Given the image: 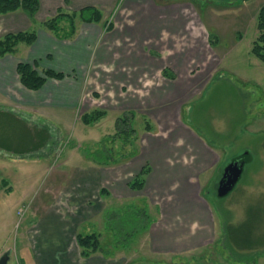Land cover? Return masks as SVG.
<instances>
[{
  "label": "rangeland",
  "instance_id": "obj_1",
  "mask_svg": "<svg viewBox=\"0 0 264 264\" xmlns=\"http://www.w3.org/2000/svg\"><path fill=\"white\" fill-rule=\"evenodd\" d=\"M110 2L108 0L104 4V17L116 23L121 31H134L143 16L150 18L153 15L160 20L159 31L148 34L143 44L138 45V50L134 41L138 34L121 32V36L111 35L112 40L106 42L108 47L114 49L115 59L122 53L149 50L160 58L161 68L165 65L171 67L168 69H172V73H176L175 82L165 79L160 72L150 77L153 84L150 87L161 84L168 95L163 104L161 101L147 108L152 114L159 109L170 111L169 122L161 124L162 132H168L174 125L172 122L180 120L207 144L226 149L224 154L219 150L222 155L220 164L212 167L204 176H199L208 211L214 214V220L219 226L213 244L181 256L159 255L156 257L160 259H145L147 261L141 264H264V61L252 53L253 42L259 34L258 14L264 6V0H236L234 3L228 0L214 3L209 0H121L116 7L110 6ZM46 17L51 16L40 14L41 19ZM30 31L38 32L37 25ZM103 42L101 40V46ZM22 45L20 53L26 56L24 51L27 48ZM120 49L121 54L118 51ZM115 59L108 63L110 67L116 65ZM93 62L87 72L83 94L84 100L90 102L89 110L85 112L82 106L47 108L44 116L34 119L25 109L0 103V181L6 177L15 186L9 195L4 189L0 190V256L7 247L11 248L13 253L8 264H30L23 246L26 244L28 247V230L37 224L33 212L47 201L45 192L57 184V180L60 183L70 182L62 193L60 189L54 195L58 198L57 204L61 196L65 197L60 207L66 208L72 215L76 212L79 222V217L85 213H82L84 206L78 203L77 195L74 197L73 194H67L66 190L73 186L78 188L79 182L76 181L84 176L99 177L97 174L100 167H95L98 165L95 159L99 157L97 154L91 156L89 151L108 145L115 148L116 156L118 149L122 148L121 139L115 137L113 142L105 138L115 135L118 115L129 110L126 101L130 95H137V85L126 78H119L114 68L106 70L105 62L98 63L96 59ZM121 68L126 70L127 64ZM182 80L189 82L187 84L192 85L191 89L181 97H169V86ZM94 108L106 110L107 115L97 124L86 126L80 120L81 116ZM42 127V135L37 139L36 135L40 134L38 131ZM134 127L136 133L129 137L134 147L130 143L123 149V154L141 147L146 137L142 136L145 122L141 117H135ZM45 135L49 139H45ZM40 142H45V145L37 150ZM246 152H251L252 159L246 164L240 181L228 195L219 197L216 184L224 168L235 156ZM50 155L53 156V160L50 157L51 162L47 159V162L36 161ZM27 158H32L29 164H25ZM50 163L54 165L51 167ZM82 163L92 167H80ZM130 166L123 164L104 168L102 171L108 175L106 183L115 184L117 178L118 181H126L132 175ZM29 182L33 184L31 188L27 185ZM27 186L29 189L25 195L23 191ZM26 196L27 201L21 200ZM140 198L139 195L138 198L132 196L126 201L125 208L121 198H107L106 203L101 204L92 203L91 200L92 213L99 215L104 210V219L98 218L100 223L97 224L101 226L102 234V254L97 252L99 258L103 259L101 255L106 256L119 246L127 251L130 249L127 253L119 250L120 256L128 255L132 259L149 256L148 242L145 235L141 236L142 228L145 227L135 232L132 220L128 225L126 223L127 218L140 215L142 218L137 219L149 224L151 213L155 216L156 208L146 213L141 208L146 203L143 204ZM26 204H30V209L21 216L18 210L25 209ZM121 206L124 209L121 210ZM241 222L253 223L255 237L260 241L253 247L256 248L254 251L252 248L241 251L235 246H227L226 237L222 238L223 226L224 233H227L228 224L241 226ZM98 231L96 228L93 232ZM46 247L49 252L46 254L41 251V254L44 253L41 264H65L67 254L64 251L50 250L49 244ZM80 250V247L75 250L78 262L84 259ZM122 259L124 261L125 258ZM32 260V264H38L34 257Z\"/></svg>",
  "mask_w": 264,
  "mask_h": 264
},
{
  "label": "crops",
  "instance_id": "obj_2",
  "mask_svg": "<svg viewBox=\"0 0 264 264\" xmlns=\"http://www.w3.org/2000/svg\"><path fill=\"white\" fill-rule=\"evenodd\" d=\"M39 2V10L34 17H31L25 10L21 9L0 15V38L7 33L30 31L36 25L39 30L37 39L33 43H20L16 52L0 56V103L13 105L14 108L18 109H25L34 119L44 116L43 113L48 111L47 108H67L69 106L76 108L82 106L85 112L90 107V102L83 98L86 76L90 65L96 59L98 63H106V70L110 71L114 68L113 71L116 70L115 72L119 78H126L137 85V91L140 93L130 95L128 101H126V107L129 110L137 111V116L141 117L142 120L143 115L149 118L152 129L147 130L145 128L143 131L142 136L146 135V137L141 142L139 153L136 156L124 162L111 164V166L131 165L129 170L132 175L126 181H118L117 178L115 184L111 182L107 184L106 178L108 175L102 170L111 166L98 164L95 167H100L97 174L99 177L84 176L81 180L76 181L79 182L78 188L73 186L71 189L66 190L67 194H73L74 197L77 195L79 198L78 203L84 206L82 213H85L79 217V222L76 218V212H74L75 215H72L66 208L60 207V203L65 197L61 196V200L57 204L58 198L54 195L60 189V193H62L64 188H68L70 182L60 183L57 180V184L45 192L47 201H44L42 207L36 208V211L33 212L37 224L28 230L30 234L28 247H26V244L23 246V250L29 256L28 262L32 264V258L34 257L35 261L41 264V256L49 252L46 247L48 244L50 250L58 249L67 254L65 264H141L143 261H147L145 259H160L156 257L159 255L172 254L181 256L183 253L205 247L210 243L213 244L217 237L219 226L217 227V222L214 220V214L208 211L209 209L203 196L204 188L201 189L200 187L201 178L199 176H204L212 167L218 163L220 164L222 155L219 150H222V154H224L226 149L221 146L214 147L207 144L189 127L181 123L180 120L170 121L174 125L169 128L168 132L163 133L161 124L163 123L164 125V121H167L166 123L169 122L170 114L168 112L170 113V111L159 109L152 114L148 112L147 108L157 102L161 103L162 101L163 104L168 95L164 92V87L160 86L161 84L151 88L150 86H153V84L150 81V77L160 72L165 79L175 82L177 80L176 73L173 71L174 73L171 76H166L164 74L165 69L171 67L164 65L161 68L162 61L155 53L149 50L121 54V48L118 50L121 54L120 57L115 59L116 53L113 52L114 49L112 50V48L108 47V42H106L111 41V35L114 34V36H121L122 33L138 34L136 36L137 39L134 40L138 50L140 49L138 45L143 44L142 41L148 34H156L159 31L158 24H160V20L158 18L155 19L153 15H150L152 16L150 18L143 16L134 31L131 29L121 31L117 28L116 23L111 20L109 21L113 23V29L107 30L104 23L108 19L105 17L101 21L103 24L101 22L79 21L77 31L73 37L59 38L51 30L42 27L43 22L48 17L41 19L40 14H49V17H52L59 9L71 12L87 5L99 7L104 14V4L108 0H39ZM109 2L110 6L116 7L121 0H109ZM112 32L114 33L112 34ZM101 40L104 41L102 46ZM120 43L119 45H121ZM22 44L27 48L24 51L26 56H22L20 53ZM39 48H42V50H38ZM114 59L116 65L110 67L108 63H111ZM21 61L31 64L36 62L39 70L51 68L65 73L66 76L63 79L48 78L42 88L31 90L26 88L20 81L17 66ZM44 62H47V64H44ZM124 64H127L128 69L123 70L121 68ZM187 83L189 82L186 80L174 84L169 83L171 84L168 92L169 97H181L188 92L192 85L188 86ZM141 103H144V105H139ZM141 111H143V114L138 113ZM120 115L121 113L118 117ZM80 120L83 121L82 116ZM84 124L86 126L90 125ZM42 129L43 127L38 131L40 134L36 135L37 139L42 135ZM45 137V139L48 138L47 135ZM44 145L45 142H40L37 150ZM37 156L39 157V155ZM50 157L52 158L53 156H44L36 161H46L47 159L51 162ZM138 158L140 160L136 162ZM31 159L27 158L28 161L25 164H29L32 161ZM4 161L8 163V160L4 159ZM49 165L52 167L54 164L51 165L50 163ZM145 165L150 167L145 186L141 190L131 189L128 185L129 181ZM80 167L89 168L92 166L82 163ZM11 169L13 168L11 167ZM12 184L8 178L3 177L0 181V190L4 189L9 195L15 188L14 184ZM27 185H30L31 188L33 184L29 182ZM216 185H218V182ZM28 187H24V194H27ZM102 189L107 191V194L104 193L107 196H103ZM138 195L141 197L140 199H143V204L146 203V205L141 207L146 210V213L151 211V208H156L157 210L154 212L155 216L151 213L152 223L142 228L141 236L145 235V239L148 242L149 256H142V258L137 259L128 258V255L120 256L118 254L119 250L122 249L127 253L130 249L127 251L124 247L119 246L112 253H108L106 256L101 255L103 259L99 258L98 253L100 252H98L88 257L82 256L84 259L79 262L76 261L75 250L80 247L77 241L79 233L87 234L98 228L99 231L96 233L102 236L101 226L97 224L100 223L99 219H104L102 218L104 210L99 215L96 212L92 213L90 209L91 200L92 203L101 204V202L106 203L107 198L116 200L121 198L123 200L122 206L124 205L125 208L127 205L126 201L131 199L132 196L138 198ZM98 196L101 198L99 199ZM27 199L26 196L21 200L27 201ZM124 208L122 207L121 210ZM29 209L30 204H26L25 209H19L18 212L22 216ZM117 211L113 213H117ZM95 220L98 222L96 223ZM222 230V238H224V226ZM8 250L11 251V256L13 253L12 249L7 247L6 251ZM42 250L44 253L41 254ZM252 250L254 251L256 248ZM30 251L33 252V255ZM243 251L246 250L244 249ZM122 258H125L124 261H122Z\"/></svg>",
  "mask_w": 264,
  "mask_h": 264
},
{
  "label": "trees",
  "instance_id": "obj_3",
  "mask_svg": "<svg viewBox=\"0 0 264 264\" xmlns=\"http://www.w3.org/2000/svg\"><path fill=\"white\" fill-rule=\"evenodd\" d=\"M40 2L39 0H0V15L8 12L16 11L19 9L25 10L31 17H34L36 12L39 10ZM104 14L102 10L93 5H87L83 8L67 12L59 9L57 13L48 18L43 22L44 27L51 30L59 38H71L75 35L77 31V24L81 22H101L103 21ZM104 25H106L107 30L113 29V23L106 20ZM258 36L253 42L252 53L264 61V6L261 8L258 14L257 21ZM37 39L36 31H20L17 33H7L2 38H0V56L7 53L16 52L17 47L20 43L31 44ZM17 72L21 83L28 89L38 90L44 86L48 78L63 79L66 74L63 72L55 71L51 68H44L39 70L38 64L34 62L33 64L21 61L18 63ZM164 74L166 76H171L173 73L170 72L168 68L165 69ZM106 110L96 108L91 112H86L82 115V120L86 124L94 125L98 122L104 115H106ZM137 116V111L127 110L123 112L116 121V132L115 135L105 140H112L114 142L115 137L123 141L122 148L118 149L116 157L114 147L105 146L96 149L95 151H89V154L98 155V159L95 161L100 165H111L120 162H124L129 158L136 156L139 153V147H135L131 151L125 152L123 154V149L130 143V136L136 133L134 127V120ZM145 122V128L147 130L152 129V124L146 116L143 117ZM111 141V142H112ZM134 147V145H133ZM114 155V156H113ZM88 156V155H86ZM120 157V158H119ZM122 157V158H121ZM252 158L251 153L247 156L248 161ZM150 172L149 165H145L138 174H136L128 183L129 187L134 190H141L145 186L147 176ZM102 193L106 194L107 191L102 189ZM114 216V214H113ZM138 219L142 217L136 215ZM135 218H127V225L130 220H132L133 231H137L141 227H147L145 220L140 222ZM152 223V220L149 224ZM252 227V229H251ZM227 233L225 232L226 245L235 246L237 250L243 251L244 249H250L255 247L260 241L255 237V230L253 231V223L248 224L247 222H241L240 225L228 224L226 226ZM128 233V232H127ZM129 235V233H128ZM77 241L81 248V254L84 257H88L91 254L102 252L101 246V235L93 232L88 234L79 233L77 235ZM246 246V247H245ZM245 247V248H243Z\"/></svg>",
  "mask_w": 264,
  "mask_h": 264
},
{
  "label": "water",
  "instance_id": "obj_4",
  "mask_svg": "<svg viewBox=\"0 0 264 264\" xmlns=\"http://www.w3.org/2000/svg\"><path fill=\"white\" fill-rule=\"evenodd\" d=\"M249 152L244 153L242 156H248ZM247 163V159L244 158L243 160L233 159L225 168L220 178L217 186V195L219 197H224L228 195L240 181L245 165ZM10 253L11 251H6L0 257V264H8L10 260Z\"/></svg>",
  "mask_w": 264,
  "mask_h": 264
},
{
  "label": "flooded vegetation",
  "instance_id": "obj_5",
  "mask_svg": "<svg viewBox=\"0 0 264 264\" xmlns=\"http://www.w3.org/2000/svg\"><path fill=\"white\" fill-rule=\"evenodd\" d=\"M209 1H211V2H216V1H222V0H209ZM234 1H236V0H228V2L229 3H234ZM238 1H241V0H238ZM244 158H246L245 156H240V157H237V158H235V159H237V160H243ZM247 159V158H246Z\"/></svg>",
  "mask_w": 264,
  "mask_h": 264
}]
</instances>
